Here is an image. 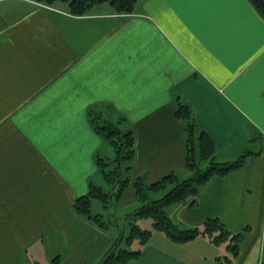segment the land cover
<instances>
[{"label":"crops","instance_id":"1","mask_svg":"<svg viewBox=\"0 0 264 264\" xmlns=\"http://www.w3.org/2000/svg\"><path fill=\"white\" fill-rule=\"evenodd\" d=\"M178 101L217 161L260 141L239 169L202 184L194 205L166 207L180 226L218 218L241 233L237 254L154 230L125 264H264V16L250 0H136L127 14L100 3L81 16L0 0V264H99L114 237L73 206L90 181L102 187L95 155H113L90 113L132 131L123 204L137 200L138 177L187 176Z\"/></svg>","mask_w":264,"mask_h":264},{"label":"trees","instance_id":"2","mask_svg":"<svg viewBox=\"0 0 264 264\" xmlns=\"http://www.w3.org/2000/svg\"><path fill=\"white\" fill-rule=\"evenodd\" d=\"M38 3L50 5L54 2L66 4L69 14L81 16L95 4L108 3L117 14L131 13L136 0H35ZM257 11L264 16V0H250ZM176 117L184 121L185 129V166L190 176L180 179L177 174L170 173L153 183H145L142 177L134 182L139 206L128 217L129 231L124 238L126 245L137 239L140 244L146 243L152 230L164 232L172 241L187 242L197 236H206L214 243L227 242V249L234 257L237 254L238 243L242 237L241 233L231 234L218 218H207L199 227H183L171 220L166 214V207L174 203L195 204L199 187L213 176H224L239 169L249 156L257 153L244 150L235 159L217 161L214 156L215 146L212 140L202 130L197 129L191 107L182 102H177ZM92 129L103 140L108 142L113 151L112 158L95 155L97 168L109 186L103 187L88 183V191L74 200V210L91 220L100 227L107 228V222L103 216L91 213L93 199L101 202L102 207L107 209L114 202H118L130 181L133 158V136L132 131H122L118 122L114 123L102 116L100 112L90 113ZM198 155V156H197ZM197 156V157H196ZM207 162L205 168L199 163ZM165 192L156 199L149 200L148 193H156L161 190ZM134 216V217H133ZM133 217V218H132ZM138 218H151L152 229H140L132 220ZM132 218V220L130 219ZM123 237V235H122ZM117 242H113L111 248L106 252L99 264H125L139 257L141 249L130 250L129 248L118 249ZM230 264V260L226 259ZM59 256L55 257L50 264H58Z\"/></svg>","mask_w":264,"mask_h":264},{"label":"rangeland","instance_id":"3","mask_svg":"<svg viewBox=\"0 0 264 264\" xmlns=\"http://www.w3.org/2000/svg\"><path fill=\"white\" fill-rule=\"evenodd\" d=\"M34 2H36V1L34 0ZM36 3H38V2H36ZM38 4L43 5L45 7H50V8L51 7L54 8V7L58 6V5H60L59 2H54V3L50 4V5H45V4H42V3H38ZM259 144H260V141L256 140V142L252 143L250 145V147L247 148L246 150L256 151V150L259 149ZM112 154H113V151L111 152V155ZM100 156L107 158L106 154H104L103 152L101 153ZM108 156H110V155H108ZM112 157H113V155H112ZM207 164H208L207 162L201 161L199 163V166L201 168H205L207 166ZM130 175H131V173H130ZM190 175H191V173L188 172L187 176H190ZM98 177H101L100 174L95 176V178H98ZM178 177L180 179L186 178V177H183L181 175H178ZM143 180H144L145 183L148 184V180L146 179L145 176H144ZM96 182H97V185L99 184V186H100L101 183H98V181H96ZM102 187L104 188V190L109 188V186L106 184L105 180H102ZM165 190L166 189L158 191L156 193L149 192L148 193L149 200H153V199L158 198L159 196H161L165 192ZM139 205L140 204H139V202L137 200L136 201L128 200V201H125L123 204H122L121 201L120 202H114V204L110 205L109 208L105 209V208L102 207V204H101V202L99 200H97V199H93L92 200L91 213L95 214L96 212H98V213H100L103 216V220L105 222H107V228H108L109 233L114 237V241L113 242H115V241L117 242L116 246H117L118 249H121V248L127 249V248H129L130 250H135V249H137L139 247V242H138L137 239H134L130 243V245H126V243L124 241V238L127 236L128 231H129V224H128V219L129 218L128 217H130V216H128V214H132L134 212V210ZM113 210L115 211V214L112 213ZM132 222L135 225H137L142 230H144V229H152L151 218H138V217H135V219H133ZM123 231H124V233H123ZM153 231L154 230H152V232ZM122 235H123V237H122ZM219 245H220L219 247H222L223 250L225 249V242L224 241L220 242ZM110 248L111 247H109V249ZM216 249H218V248H216ZM108 250L106 252H108ZM106 252L104 253V255L106 254ZM40 264H44V262H42Z\"/></svg>","mask_w":264,"mask_h":264}]
</instances>
